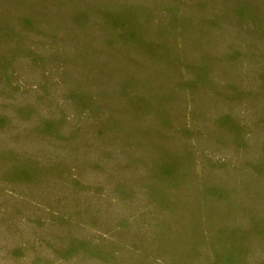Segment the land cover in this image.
Listing matches in <instances>:
<instances>
[{
    "label": "rangeland",
    "instance_id": "1",
    "mask_svg": "<svg viewBox=\"0 0 264 264\" xmlns=\"http://www.w3.org/2000/svg\"><path fill=\"white\" fill-rule=\"evenodd\" d=\"M0 264H264V0H0Z\"/></svg>",
    "mask_w": 264,
    "mask_h": 264
}]
</instances>
